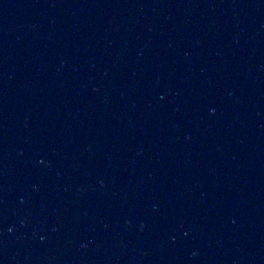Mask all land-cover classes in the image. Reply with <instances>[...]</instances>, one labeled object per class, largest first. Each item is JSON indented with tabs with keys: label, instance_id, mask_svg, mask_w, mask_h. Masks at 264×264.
<instances>
[{
	"label": "water",
	"instance_id": "water-1",
	"mask_svg": "<svg viewBox=\"0 0 264 264\" xmlns=\"http://www.w3.org/2000/svg\"><path fill=\"white\" fill-rule=\"evenodd\" d=\"M0 264H264V0H0Z\"/></svg>",
	"mask_w": 264,
	"mask_h": 264
}]
</instances>
